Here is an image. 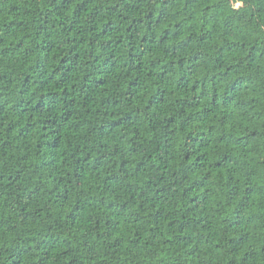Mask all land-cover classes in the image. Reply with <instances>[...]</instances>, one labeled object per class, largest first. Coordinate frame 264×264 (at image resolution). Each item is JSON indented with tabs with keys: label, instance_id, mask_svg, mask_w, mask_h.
I'll list each match as a JSON object with an SVG mask.
<instances>
[{
	"label": "trees",
	"instance_id": "obj_1",
	"mask_svg": "<svg viewBox=\"0 0 264 264\" xmlns=\"http://www.w3.org/2000/svg\"><path fill=\"white\" fill-rule=\"evenodd\" d=\"M235 1L0 0V264H264V0Z\"/></svg>",
	"mask_w": 264,
	"mask_h": 264
},
{
	"label": "water",
	"instance_id": "obj_2",
	"mask_svg": "<svg viewBox=\"0 0 264 264\" xmlns=\"http://www.w3.org/2000/svg\"><path fill=\"white\" fill-rule=\"evenodd\" d=\"M231 2H232L235 9L241 10V7L238 6L239 3H237L235 0H231ZM243 4H245V6H247L248 8L252 9L251 6L248 5L247 3L244 2Z\"/></svg>",
	"mask_w": 264,
	"mask_h": 264
}]
</instances>
